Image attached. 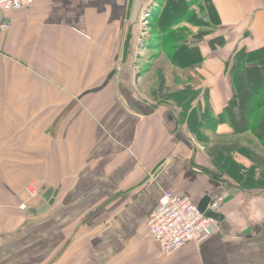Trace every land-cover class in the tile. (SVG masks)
<instances>
[{
  "label": "crops",
  "instance_id": "crops-1",
  "mask_svg": "<svg viewBox=\"0 0 264 264\" xmlns=\"http://www.w3.org/2000/svg\"><path fill=\"white\" fill-rule=\"evenodd\" d=\"M162 1L39 0L0 16L10 26L0 28V264H264V166L247 153L264 150V89L245 91L264 87V0H185L161 32L172 35L167 60L194 52L181 69L177 94L192 99L183 103L150 101L138 86L146 34L133 31L146 12L163 15ZM244 137L241 152H211L226 147L215 140ZM32 182L58 192L42 215L31 212L43 194L18 207ZM216 188L226 190L224 221L162 256L147 223L163 194L198 205Z\"/></svg>",
  "mask_w": 264,
  "mask_h": 264
},
{
  "label": "built area",
  "instance_id": "built-area-1",
  "mask_svg": "<svg viewBox=\"0 0 264 264\" xmlns=\"http://www.w3.org/2000/svg\"><path fill=\"white\" fill-rule=\"evenodd\" d=\"M37 1L39 0H0V16L10 11H26ZM0 28L8 29V25L1 24ZM38 191L29 190L28 195L35 197ZM221 203L222 199H218L210 209L218 210ZM22 209L25 210L26 206H22ZM147 225L162 256L167 257L187 244L201 240L217 223L205 217L190 198L166 192L150 215Z\"/></svg>",
  "mask_w": 264,
  "mask_h": 264
},
{
  "label": "rangeland",
  "instance_id": "rangeland-1",
  "mask_svg": "<svg viewBox=\"0 0 264 264\" xmlns=\"http://www.w3.org/2000/svg\"><path fill=\"white\" fill-rule=\"evenodd\" d=\"M166 1V0H165ZM161 2L162 0H157V3ZM160 4V3H159ZM159 8L155 9V11L151 12L149 15L148 12L145 13L144 17L141 18V20H149L146 21L144 24H139V26L133 31L134 36L136 37V40L138 41V37L143 35V32L146 34V38H142L141 41H139L137 51H136V60L137 58H142L143 63H141L139 66L141 68L145 69V72L149 69V71L145 74V77L143 79H140L138 81V86L140 90L142 91V95L149 99L150 101H157L158 102V95L156 94L157 87L160 83V78L162 76H166L168 78V87L170 92H173L174 94H177L179 91V86L183 82V79L186 77V71L181 70L180 68L176 67L175 64H173L170 60H167L166 57L161 55V52H164L166 48L167 53L170 54V52L173 50L170 44V38L172 35H169L167 38H162L161 30L159 29V25L154 23V19L158 15ZM149 17V18H148ZM144 18V19H143ZM8 25V24H6ZM10 26L8 25V29ZM4 29V30H8ZM143 47L148 48L143 50ZM138 61H136L137 64ZM148 63L147 65H145ZM144 66V67H143ZM144 72V71H143ZM141 76V75H140ZM173 100H176L175 95L172 97ZM248 137L244 138H232V139H221V140H215L214 142L219 144V146H232L234 144H239L242 147L248 146L250 144ZM258 156L264 158V150L258 151ZM32 190V192L35 190L38 191L35 197H30L28 194V191ZM41 188L37 186L35 183H29L28 186L25 189V193L23 198L24 200L19 204V209L24 211L22 209V206H26L25 212L28 211L29 206H33L34 202L37 200H41L42 196ZM26 195V197H25Z\"/></svg>",
  "mask_w": 264,
  "mask_h": 264
},
{
  "label": "trees",
  "instance_id": "trees-1",
  "mask_svg": "<svg viewBox=\"0 0 264 264\" xmlns=\"http://www.w3.org/2000/svg\"><path fill=\"white\" fill-rule=\"evenodd\" d=\"M187 4L185 3V0H167V6L164 10V13L161 17L158 15L154 19V23L159 25V29L161 30L162 33H168L170 32V29L172 26H174L178 21H176V17L179 15L181 16L182 13H184L183 10L187 8ZM193 58H194V52H183V50L177 52L174 54L171 58L170 61L175 64L176 67L180 69H186L190 67L193 63ZM248 80L242 78L240 80L241 86L245 87L247 84ZM252 88H254V84H251ZM264 87L262 86L259 90H251V92L245 88L246 94L251 97H256L261 95ZM168 87V78L166 76H162L160 78V83L157 87L156 94L159 96V99L162 100L163 102H167L172 100L173 95H175V98L178 101L183 102H191L189 97L187 95L183 94H174L173 92H170ZM252 112V113H251ZM255 110L250 109V113L253 115ZM264 119V116H263ZM261 128V125H260ZM262 134L264 135V125L262 126L261 129ZM241 148H239L236 145H233L232 147H214L212 148V154L214 156H220L224 153H232V152H241ZM247 153L251 156L252 161L254 162L255 166L258 167V165L264 166V158L258 156L254 150L248 149ZM252 173V172H251ZM250 173V174H251ZM252 180L254 182V179H250V177L247 179L245 182L244 186L248 187H255L252 186Z\"/></svg>",
  "mask_w": 264,
  "mask_h": 264
},
{
  "label": "water",
  "instance_id": "water-1",
  "mask_svg": "<svg viewBox=\"0 0 264 264\" xmlns=\"http://www.w3.org/2000/svg\"><path fill=\"white\" fill-rule=\"evenodd\" d=\"M114 75L115 72H112V74L108 77L107 81L103 84V86L92 90V93L101 91L109 83V81L113 78ZM120 91L121 94L126 99L127 103L131 106V108L134 111L138 113L144 112V110L140 108V104L133 98L132 93L129 92L123 85H120ZM174 149H175V145L170 146V148L150 168V170L148 171L149 174H153L158 167H160L163 163H165L166 160L171 156ZM141 182L143 181L141 180ZM225 192L226 190L224 188H216L211 192H208L206 196L198 203L199 211L203 213L207 218L212 219L217 223H222L224 221V216L208 208L211 204H213L214 201H216ZM41 194H43V199L45 200L46 205L41 210L38 211L32 210L31 212L32 214L42 215L46 213L50 209V207L54 204L58 192L54 191L53 189L47 190V188L44 187L41 190Z\"/></svg>",
  "mask_w": 264,
  "mask_h": 264
}]
</instances>
